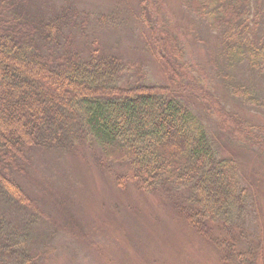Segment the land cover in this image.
I'll return each mask as SVG.
<instances>
[{
  "label": "trees",
  "instance_id": "1",
  "mask_svg": "<svg viewBox=\"0 0 264 264\" xmlns=\"http://www.w3.org/2000/svg\"><path fill=\"white\" fill-rule=\"evenodd\" d=\"M41 1L0 0V264L45 263L43 252L40 256L33 252L42 213L13 177L29 168L35 152L79 155L83 148L90 151L101 174L112 177L117 190L133 185L142 195L163 194L196 235L210 238L222 264H229L231 257L232 264L257 261L260 243L246 230L256 203L236 161L219 156L206 128L179 96L144 84L121 86L124 78H131L129 68L117 58L101 56L96 47L86 57L71 51L77 14L72 6L52 12L46 9L48 1L45 6ZM212 5V19L220 30L224 27L232 33L225 35V44L230 37L239 38L229 48L236 50L234 54L227 47L220 49L224 58L220 86L235 98L240 96L242 103L253 104V91L234 86L225 71L242 61L256 71L264 66L263 48L252 39L261 13L250 16V0H212ZM252 22L255 30L248 28ZM96 23L105 27L107 18L98 17ZM159 33L157 43L167 46L166 56L159 58L152 45L151 58L177 69L172 58L182 49L174 42L169 45L172 38L166 31ZM179 84L192 93V82ZM206 87L212 89L208 83ZM194 91L192 96L212 115L219 100L202 95L196 87ZM223 125L232 139L250 143L264 157V126L234 116ZM70 190L67 204L78 199L75 188ZM48 231L50 240L58 234Z\"/></svg>",
  "mask_w": 264,
  "mask_h": 264
},
{
  "label": "rangeland",
  "instance_id": "2",
  "mask_svg": "<svg viewBox=\"0 0 264 264\" xmlns=\"http://www.w3.org/2000/svg\"><path fill=\"white\" fill-rule=\"evenodd\" d=\"M47 1V10L67 11L72 6L77 14L71 51L86 57L91 48L96 47L101 56L117 58L129 68L127 73L131 78L123 77L121 86L144 84L161 87L162 91L179 96L204 125L219 156L236 161L242 180L250 188L256 203L254 214L246 224L248 235H253L252 238L260 243L259 257L253 264H264V157L250 143L232 139L223 125L234 116L250 125L264 126V66L256 71L242 61L239 66L225 71L234 86L253 91V104L242 103L240 96L237 99L231 93L232 97L221 88L219 73L224 68V58L220 49L223 46L229 50L232 42L238 40L239 43V38L230 37L229 45L225 44V35L232 33L224 27L220 30L216 18L212 19L215 12L212 0ZM44 2L42 0L41 4L45 6ZM39 5V2L35 3V7ZM250 6L251 17L261 13L259 27L252 39L260 43L257 46L262 47L264 53V0H250ZM101 16L107 18L105 27L96 23ZM147 19L152 28L147 25ZM237 23L239 25L240 21ZM248 28L255 30L257 27L252 22ZM159 30L162 34L166 31L167 38H172L169 45L174 42L182 49L172 58L177 69L172 65L171 69L165 68L160 59L157 63L151 58L153 49L149 46L152 45L159 58L166 56L167 46L157 43ZM235 52L229 50L228 53ZM248 56L249 61H253L252 51ZM161 67L168 76L163 74ZM179 81L181 84L192 82V93L196 87L202 95L211 94L215 97L213 101L219 100V107L210 115L212 110H207V106L198 102ZM207 83L212 89L206 87ZM78 153L35 152L29 168L13 177L42 213L43 221L36 228L33 247L34 254L40 256L43 252L45 263L40 260V264H222L220 251L209 243L210 238L203 240L196 235L178 218L172 202L166 201L163 194L142 195L133 185L119 191L114 187L112 177L101 174L94 166L87 148L79 149ZM70 188H75L78 195L73 204H67L69 199H65L66 195H72ZM50 229L58 231L53 240L46 238ZM221 246L226 252V244ZM232 260L235 263L231 257L229 264Z\"/></svg>",
  "mask_w": 264,
  "mask_h": 264
}]
</instances>
